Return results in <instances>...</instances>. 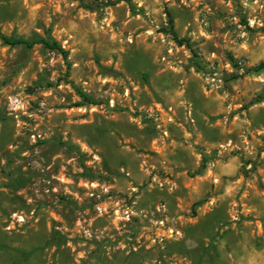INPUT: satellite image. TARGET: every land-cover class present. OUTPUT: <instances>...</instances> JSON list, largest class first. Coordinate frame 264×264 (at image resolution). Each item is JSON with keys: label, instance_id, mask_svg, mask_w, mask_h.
<instances>
[{"label": "rangeland", "instance_id": "374dc122", "mask_svg": "<svg viewBox=\"0 0 264 264\" xmlns=\"http://www.w3.org/2000/svg\"><path fill=\"white\" fill-rule=\"evenodd\" d=\"M130 1L0 0V264H264V0Z\"/></svg>", "mask_w": 264, "mask_h": 264}, {"label": "trees", "instance_id": "16d2710c", "mask_svg": "<svg viewBox=\"0 0 264 264\" xmlns=\"http://www.w3.org/2000/svg\"><path fill=\"white\" fill-rule=\"evenodd\" d=\"M129 4L133 6V3L128 0ZM171 23L173 24L172 20ZM171 30L170 33L174 36V39L179 43V44H184L186 42L184 39H180L177 35V33L173 30V25H171ZM1 38L4 41V43L9 44V45H25L27 47H33L37 43H42L45 46L51 48V49H56L62 53L64 58H68L69 56V51L66 50L58 41L52 40V39H46V38H38V39H33V40H28L23 37H18V36H13V35H6V34H1ZM250 71L253 72H259L264 70V61L252 66ZM81 95L84 97L85 100L90 101V102H95L93 99L90 97L86 96V94L83 91H80Z\"/></svg>", "mask_w": 264, "mask_h": 264}, {"label": "built area", "instance_id": "2783aa9c", "mask_svg": "<svg viewBox=\"0 0 264 264\" xmlns=\"http://www.w3.org/2000/svg\"><path fill=\"white\" fill-rule=\"evenodd\" d=\"M12 103H13V102H12ZM91 184H92V186H93V188H92V190H91V195H92V196H96L98 199H101L102 196L107 195V194L110 192V188H109L108 186H106V185H102V186H101V190H100V192L96 193L95 186H94V185L96 184V182L93 181V182H91ZM47 191H49V189H47ZM101 208H102V207L98 206V209H99V210H100ZM24 219H25V218H24L23 215H18V214H16L15 220H17L18 222H21V221H23ZM15 220H13L12 222L14 223Z\"/></svg>", "mask_w": 264, "mask_h": 264}, {"label": "crops", "instance_id": "0c3cea01", "mask_svg": "<svg viewBox=\"0 0 264 264\" xmlns=\"http://www.w3.org/2000/svg\"><path fill=\"white\" fill-rule=\"evenodd\" d=\"M147 170H149V169H147ZM159 180H162V179H159Z\"/></svg>", "mask_w": 264, "mask_h": 264}]
</instances>
